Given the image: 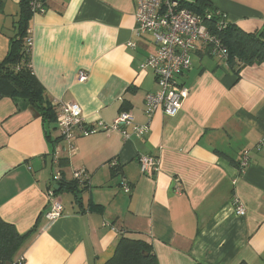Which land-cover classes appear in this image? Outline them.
<instances>
[{
  "label": "crops",
  "instance_id": "0c3cea01",
  "mask_svg": "<svg viewBox=\"0 0 264 264\" xmlns=\"http://www.w3.org/2000/svg\"><path fill=\"white\" fill-rule=\"evenodd\" d=\"M22 1L0 0V62ZM180 1L208 4L246 33L264 27V0ZM44 8L28 34L46 99L77 104L87 127L126 111L147 132L76 133L68 143L24 100L0 98V219L24 236L14 263L105 264L122 236L145 242L157 264H264V64L236 73L227 59L197 50L179 77L189 94L177 115L157 110L148 121L144 97L156 83L140 64L155 46L149 34L133 33L135 1L45 0ZM140 155L158 157L159 171L142 175ZM79 170L89 175L79 183L80 202L56 185L63 212L47 223L52 176L70 183ZM235 199L244 216L235 214Z\"/></svg>",
  "mask_w": 264,
  "mask_h": 264
},
{
  "label": "built area",
  "instance_id": "2783aa9c",
  "mask_svg": "<svg viewBox=\"0 0 264 264\" xmlns=\"http://www.w3.org/2000/svg\"><path fill=\"white\" fill-rule=\"evenodd\" d=\"M136 37L149 34L153 39L155 52L149 55L140 64V69H150L155 78L156 91L148 92L144 97V115L149 121L157 110L167 117L177 115L189 91L179 81V77L190 70L191 54L197 50L206 51L212 56L226 59L227 50L219 39L209 32L204 21L185 7L180 0H134ZM45 0H30L32 14L44 12ZM222 24L227 23L226 15L218 11ZM210 18L206 15L205 21ZM219 27V25H218ZM31 38L26 39L27 47H31ZM134 48L135 43L127 44ZM87 79V73L80 71L77 75L79 82ZM56 111V127L59 136L68 143L80 136H89L95 133L112 131L120 133L125 139L130 136L142 138L147 132V125L133 123L132 115L123 111L110 124L102 120L95 121L89 127L85 124L80 107L75 103L52 102ZM262 144V142H261ZM56 160V157H55ZM240 166L247 165V155L240 159ZM139 169L144 176H153L159 171L160 159L151 155L138 157ZM74 181L87 183L89 175L84 170L76 171ZM61 181L57 172L52 176L46 189L47 206L42 213L44 220L51 223L62 216L63 205L55 194V187ZM125 193L130 191L127 184H121ZM235 214L245 215V209L236 199L233 201Z\"/></svg>",
  "mask_w": 264,
  "mask_h": 264
},
{
  "label": "trees",
  "instance_id": "16d2710c",
  "mask_svg": "<svg viewBox=\"0 0 264 264\" xmlns=\"http://www.w3.org/2000/svg\"><path fill=\"white\" fill-rule=\"evenodd\" d=\"M29 2L30 0L22 1V15L10 39L8 53L0 62V98L10 97L24 100L40 115L44 123L56 124L55 108L52 102L46 99L30 67V48L26 45V39L29 38V20L33 14ZM185 7L201 18L209 32L215 35L226 48L227 64L236 73L246 66L264 64V27L257 32L246 33L228 22L223 25L218 10L208 4L202 7L193 8L188 5ZM208 14L210 18L205 21ZM47 139L50 141L49 137ZM59 139H61L60 136ZM62 161L59 160V163L64 164L65 161ZM79 183L77 181L63 183L61 177L58 183L59 191L67 190L75 202H80ZM59 191L55 190V194L58 195ZM23 241L24 236L17 234L11 225L0 219V264L6 262L21 264V262L14 263V256L21 248ZM105 264H157V261L145 242L121 236L115 247L114 255Z\"/></svg>",
  "mask_w": 264,
  "mask_h": 264
},
{
  "label": "rangeland",
  "instance_id": "374dc122",
  "mask_svg": "<svg viewBox=\"0 0 264 264\" xmlns=\"http://www.w3.org/2000/svg\"><path fill=\"white\" fill-rule=\"evenodd\" d=\"M59 195H60L61 197L63 196L62 199H63V201H64V205H65V204H66V200H65L64 196L67 197V196H66L67 194H66V193H61V194H59ZM65 206H66V205H65Z\"/></svg>",
  "mask_w": 264,
  "mask_h": 264
},
{
  "label": "water",
  "instance_id": "95a60500",
  "mask_svg": "<svg viewBox=\"0 0 264 264\" xmlns=\"http://www.w3.org/2000/svg\"><path fill=\"white\" fill-rule=\"evenodd\" d=\"M55 190L57 191V187H55ZM5 264H11V263H9V262H6Z\"/></svg>",
  "mask_w": 264,
  "mask_h": 264
}]
</instances>
